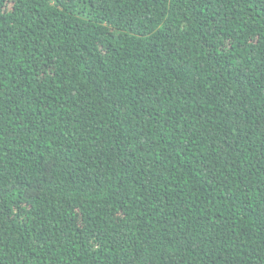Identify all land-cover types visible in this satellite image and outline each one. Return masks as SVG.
Here are the masks:
<instances>
[{"label": "trees", "instance_id": "16d2710c", "mask_svg": "<svg viewBox=\"0 0 264 264\" xmlns=\"http://www.w3.org/2000/svg\"><path fill=\"white\" fill-rule=\"evenodd\" d=\"M0 264H264V0H0Z\"/></svg>", "mask_w": 264, "mask_h": 264}]
</instances>
